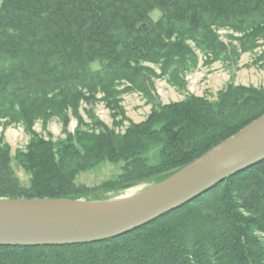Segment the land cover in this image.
<instances>
[{
	"label": "trees",
	"instance_id": "1",
	"mask_svg": "<svg viewBox=\"0 0 264 264\" xmlns=\"http://www.w3.org/2000/svg\"><path fill=\"white\" fill-rule=\"evenodd\" d=\"M224 30L242 36L243 50L264 39V0H2L0 126L21 125L29 135L14 158L31 178L21 185L11 148L0 143V199L106 202L113 189L164 182L261 118L264 90L229 85L215 102L190 96L159 105L124 133L93 109L86 112L92 125L83 124L82 104L94 105L97 95L116 118L120 95L152 99L157 78L183 90L181 75L196 64L197 49L216 57L230 51ZM71 116L78 126L64 140L34 131L41 122L46 132L53 119L67 126ZM105 162L122 164L115 182L76 184ZM0 264H264V160L126 235L75 246H0Z\"/></svg>",
	"mask_w": 264,
	"mask_h": 264
},
{
	"label": "water",
	"instance_id": "2",
	"mask_svg": "<svg viewBox=\"0 0 264 264\" xmlns=\"http://www.w3.org/2000/svg\"><path fill=\"white\" fill-rule=\"evenodd\" d=\"M264 160V115L164 182L107 202L0 199V246L60 247L126 235Z\"/></svg>",
	"mask_w": 264,
	"mask_h": 264
},
{
	"label": "rangeland",
	"instance_id": "3",
	"mask_svg": "<svg viewBox=\"0 0 264 264\" xmlns=\"http://www.w3.org/2000/svg\"><path fill=\"white\" fill-rule=\"evenodd\" d=\"M2 0H0L1 4ZM158 12L153 17H158ZM220 39L229 47L230 51L223 56H214L207 51L197 49V62L190 66L188 72L181 75L184 89L172 87L167 79L157 78L154 80V90L151 98L145 97L141 93H123L118 97L119 107L122 113L114 118L111 111L103 102V96L97 95L94 105L82 104L80 115L85 126H91V120L87 117V111L93 109L95 117L116 133H124L131 123L139 124L144 122L151 114L152 110L159 105H169L181 102L187 97L194 96L205 98L210 102H215L220 92L229 85L252 87L264 90V39L253 41L247 48H241L242 36L230 31H220ZM158 72V71H157ZM159 74V73H158ZM126 88L121 84L118 91ZM86 110V111H85ZM3 125V124H2ZM78 126L77 120L71 116L70 122L64 126L57 119H53L47 124V131L43 132L41 122H38L34 131L45 139L53 138L54 142L64 140L66 134H72ZM0 143H7L11 148L13 156V170L15 176L24 187L30 185V176L18 165L15 158L18 153H24L30 143V137L21 125L0 126ZM156 150L148 154L150 162L156 160ZM122 164L114 165L103 163L86 172L80 173L76 178L78 186L89 189L100 188L105 183L115 182L121 174ZM153 183L144 181L131 187H121L114 191L106 192L107 201L122 200L136 196L152 187ZM106 201V202H107ZM84 202V201H80Z\"/></svg>",
	"mask_w": 264,
	"mask_h": 264
}]
</instances>
